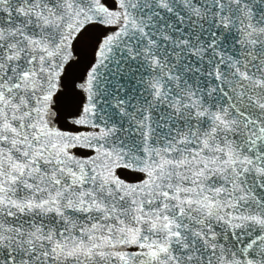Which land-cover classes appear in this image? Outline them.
I'll return each mask as SVG.
<instances>
[{"label": "snow or ice", "instance_id": "obj_1", "mask_svg": "<svg viewBox=\"0 0 264 264\" xmlns=\"http://www.w3.org/2000/svg\"><path fill=\"white\" fill-rule=\"evenodd\" d=\"M0 264H264V0H0Z\"/></svg>", "mask_w": 264, "mask_h": 264}, {"label": "water", "instance_id": "obj_2", "mask_svg": "<svg viewBox=\"0 0 264 264\" xmlns=\"http://www.w3.org/2000/svg\"><path fill=\"white\" fill-rule=\"evenodd\" d=\"M76 51H77L78 53H80V52L82 51V49H81L80 45H77V49H76ZM69 71L71 72V71H72V69H70Z\"/></svg>", "mask_w": 264, "mask_h": 264}]
</instances>
